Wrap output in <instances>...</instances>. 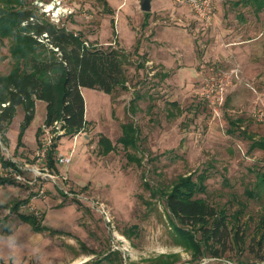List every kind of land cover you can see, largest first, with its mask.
Listing matches in <instances>:
<instances>
[{"label":"rangeland","instance_id":"obj_1","mask_svg":"<svg viewBox=\"0 0 264 264\" xmlns=\"http://www.w3.org/2000/svg\"><path fill=\"white\" fill-rule=\"evenodd\" d=\"M153 1L145 14L139 0H24L37 15L81 33L86 44L117 48L125 86L111 94L81 88L85 125L61 134L52 170L38 155L43 100H35L22 132V105L1 123L7 151L0 145V166L11 157L18 177L0 184V264H264V188L254 186L264 149L251 147L264 141V7L255 13L238 0H214L205 24L186 5ZM9 45L0 40V74L13 66ZM127 122L138 128L134 147L118 141ZM102 135L112 144L104 154ZM59 152L70 163H56ZM201 172L206 189L196 196L224 211L230 229L219 256L203 246L199 254L186 249L163 200L144 186ZM18 213L36 214L55 231H36Z\"/></svg>","mask_w":264,"mask_h":264},{"label":"trees","instance_id":"obj_2","mask_svg":"<svg viewBox=\"0 0 264 264\" xmlns=\"http://www.w3.org/2000/svg\"><path fill=\"white\" fill-rule=\"evenodd\" d=\"M102 2L108 6L106 0ZM238 3L250 5L255 12L264 7V0H238ZM108 11L111 12L109 8ZM3 39L10 42L8 50L13 66L8 73L0 74V105L7 103L0 113V124L9 123L16 107L22 105V132L33 119L35 100L41 99L46 103L43 125L50 126L54 121H61L64 132L73 135L85 125L82 87L111 94L115 88L125 86L122 54L117 48L86 44L87 40L81 33L37 15L33 8L25 5L24 0H0V40ZM121 129L118 141L124 147L136 146L138 128L127 122ZM41 132L42 127L38 129L36 139ZM60 136L58 134L54 138L45 154V166L50 170L55 168L53 156ZM98 143L103 154L112 149L111 142L103 135ZM255 144L264 149L263 140L253 142L251 147ZM1 166L16 169V165L8 159H3ZM205 180L203 172L195 178L189 173L177 176L168 186L154 188L147 182L144 186L150 189L151 196L163 200L169 216L178 224L172 221V229L186 249L199 254L203 246L213 256H219L230 229L224 211L196 196L205 191ZM11 182H14L11 178L0 176V184ZM254 186L264 188V164L263 169L256 173ZM247 194L253 193L247 191ZM20 204V201L15 202L11 209L17 211ZM18 216L36 231H55L43 225L36 214L18 213ZM260 223L264 226V217ZM233 234L235 243H238V228ZM163 263L168 264L167 260Z\"/></svg>","mask_w":264,"mask_h":264},{"label":"built area","instance_id":"obj_3","mask_svg":"<svg viewBox=\"0 0 264 264\" xmlns=\"http://www.w3.org/2000/svg\"><path fill=\"white\" fill-rule=\"evenodd\" d=\"M174 2L178 5L188 6L190 8V10L205 24L211 23V20H212L213 14H214V0H174ZM6 104L7 103H1L0 113L2 112V109L4 106H6ZM0 126H1V124H0ZM43 131H44V133H43L42 137L40 138L38 155H39V158H43L45 160L46 151L50 147L51 143L54 141V138L58 134L64 133V129L61 127V121H54L53 124H51L50 126H44ZM2 136L3 135H2V132L0 130V145H1L3 150H6L7 147L3 143V140H2L3 137ZM55 159H56V163L68 164L71 161V156L65 155V154H62L61 152H59V153H57V156ZM8 160L13 162L11 160V157H9ZM13 170H15V168H13L12 166H7V167L0 166V173H1V171L3 172V174L2 175L0 174V176L7 177V178L10 177L13 179V176H16L15 173H13ZM33 171L39 177H42L45 175L47 177L52 178L51 174L41 172L42 170H39L38 168L33 169ZM16 177H18V176H16ZM99 210L102 213L103 217L109 221L110 216H111L109 208L104 203L99 202Z\"/></svg>","mask_w":264,"mask_h":264},{"label":"crops","instance_id":"obj_4","mask_svg":"<svg viewBox=\"0 0 264 264\" xmlns=\"http://www.w3.org/2000/svg\"><path fill=\"white\" fill-rule=\"evenodd\" d=\"M106 1H107V0H106ZM153 2H154V1L151 0V4H153ZM107 3H108V2H107ZM108 5H109V4H108ZM248 6H250V5H248ZM250 7H251V6H250ZM251 8H252V7H251ZM253 10H254V9H253ZM260 11H261V10H260ZM260 11H259V12H260ZM254 12H255V11H254ZM255 13H258V12H255ZM217 14H218V13H217ZM219 16H220V15L218 14V17H219ZM198 21H200V19H199ZM221 27H222V29L224 28V26H221ZM221 27H219V28H221ZM247 27H248L247 24H246L245 26H241V25H240V27H239L240 29H239L238 32L240 33L241 36H239L238 38H243L244 36H246V33H247L246 30H247ZM219 28L216 27V29H219ZM244 31H245V34H244ZM236 48H238V46H237Z\"/></svg>","mask_w":264,"mask_h":264},{"label":"water","instance_id":"obj_5","mask_svg":"<svg viewBox=\"0 0 264 264\" xmlns=\"http://www.w3.org/2000/svg\"><path fill=\"white\" fill-rule=\"evenodd\" d=\"M140 9L144 12H148L151 9V0H139Z\"/></svg>","mask_w":264,"mask_h":264},{"label":"clouds","instance_id":"obj_6","mask_svg":"<svg viewBox=\"0 0 264 264\" xmlns=\"http://www.w3.org/2000/svg\"><path fill=\"white\" fill-rule=\"evenodd\" d=\"M11 247H12L13 249H15L16 246H15V245H12Z\"/></svg>","mask_w":264,"mask_h":264}]
</instances>
